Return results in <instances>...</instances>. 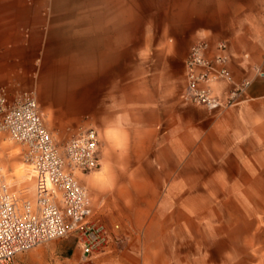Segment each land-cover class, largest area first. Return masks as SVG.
<instances>
[{
    "label": "crops",
    "instance_id": "0c3cea01",
    "mask_svg": "<svg viewBox=\"0 0 264 264\" xmlns=\"http://www.w3.org/2000/svg\"><path fill=\"white\" fill-rule=\"evenodd\" d=\"M201 40L226 45L219 97L250 80L239 105L181 100ZM1 87L32 92L61 129L96 130L102 166L118 172L113 198L145 205L129 218L162 250L186 236L187 252L264 264V0H0Z\"/></svg>",
    "mask_w": 264,
    "mask_h": 264
},
{
    "label": "built area",
    "instance_id": "2783aa9c",
    "mask_svg": "<svg viewBox=\"0 0 264 264\" xmlns=\"http://www.w3.org/2000/svg\"><path fill=\"white\" fill-rule=\"evenodd\" d=\"M226 45L201 40L191 46L184 61L182 101L222 111L243 102L251 82L235 83L224 97L214 92L221 82H232ZM257 77H263L259 68ZM0 135L21 145L22 159L32 167L36 185L46 177L50 189L36 186L34 201L20 199L0 173V264H19L16 257L43 243L76 237L77 264H103L110 232L95 216L88 190L78 174L100 165L99 137L94 128H80L65 142H58L46 126L32 92L9 98L0 88ZM1 172V170H0ZM118 226H115L117 229ZM121 239L116 238V243Z\"/></svg>",
    "mask_w": 264,
    "mask_h": 264
},
{
    "label": "rangeland",
    "instance_id": "374dc122",
    "mask_svg": "<svg viewBox=\"0 0 264 264\" xmlns=\"http://www.w3.org/2000/svg\"><path fill=\"white\" fill-rule=\"evenodd\" d=\"M43 117L47 128L55 140L60 143L71 138L80 128H93L80 124L74 128L65 127L61 129L60 125L54 123L51 115L44 113ZM23 149L18 143L0 135L1 173L10 190L17 197L33 200L38 184L36 185V179L32 177V167H29L22 159ZM117 174L118 172L107 171L100 160V165L96 170L85 174L84 177L78 175L79 182L86 187L89 196L92 192L99 194V198L92 204L93 211L110 232L107 246L108 254L104 257L103 264H187L191 261L194 264H224L223 252L216 251L214 253L213 251L199 250V252L190 253L185 251L186 249L178 244L185 245L187 243L186 236H177V249L174 248L177 251L162 250L165 245L162 246L159 242L157 243L158 238L160 239L159 236L145 235L143 227L136 226L133 220L129 218V214L143 215L145 205L121 203L113 198V194L118 188L115 186L114 178ZM86 177L87 179H85ZM91 184L93 185L92 188ZM202 208L201 210H203ZM222 223V218L217 219L216 226L222 225ZM207 224V219H201L199 222L201 228L200 247L204 244L208 247L207 244L211 240V237L204 234L208 229ZM115 226L118 228L115 229ZM116 238L121 239V242L116 243ZM212 254H215L216 262L211 260ZM238 254L239 252H236L235 255ZM79 258L80 250L76 246V237L69 235L29 249L19 254L16 260L19 264H77ZM237 262L238 257L233 258L231 264Z\"/></svg>",
    "mask_w": 264,
    "mask_h": 264
},
{
    "label": "bare ground",
    "instance_id": "6f19581e",
    "mask_svg": "<svg viewBox=\"0 0 264 264\" xmlns=\"http://www.w3.org/2000/svg\"><path fill=\"white\" fill-rule=\"evenodd\" d=\"M28 165V164H27ZM29 166V165H28ZM29 167H31V166H29ZM2 172V171H1ZM0 172V173H1ZM2 174V173H1ZM80 174V173H79ZM3 175V174H2ZM32 177H33V175H32ZM6 180V179H5ZM7 183V182H6ZM38 187H41V188H43V189H50V184L48 183V180L46 179V177L44 176H42L41 178H39V180H38ZM31 201V200H30Z\"/></svg>",
    "mask_w": 264,
    "mask_h": 264
}]
</instances>
